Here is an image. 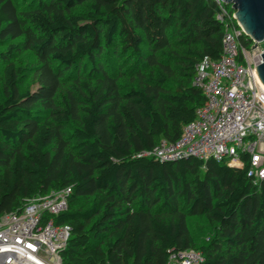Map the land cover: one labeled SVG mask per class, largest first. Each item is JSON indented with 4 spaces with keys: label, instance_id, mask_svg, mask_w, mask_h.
Here are the masks:
<instances>
[{
    "label": "trees",
    "instance_id": "16d2710c",
    "mask_svg": "<svg viewBox=\"0 0 264 264\" xmlns=\"http://www.w3.org/2000/svg\"><path fill=\"white\" fill-rule=\"evenodd\" d=\"M219 12L215 0H0V215L68 188L63 264H167L186 250L199 264H264V179L141 155L205 103L192 77L220 57ZM24 51L35 89L16 64Z\"/></svg>",
    "mask_w": 264,
    "mask_h": 264
},
{
    "label": "built area",
    "instance_id": "2783aa9c",
    "mask_svg": "<svg viewBox=\"0 0 264 264\" xmlns=\"http://www.w3.org/2000/svg\"><path fill=\"white\" fill-rule=\"evenodd\" d=\"M225 32L217 60L205 57L194 68L192 85L205 103L195 118L182 127L178 139H161L151 151L141 153L161 161L195 157L214 158L236 169L247 167V176L264 179V85L256 67L264 47L246 49V35L231 4L215 0ZM227 7H225V5ZM69 189L25 199L13 212L0 215V264H63L61 252L70 237L68 224L56 217L67 209ZM203 255L186 250L171 254L167 264H199Z\"/></svg>",
    "mask_w": 264,
    "mask_h": 264
},
{
    "label": "water",
    "instance_id": "95a60500",
    "mask_svg": "<svg viewBox=\"0 0 264 264\" xmlns=\"http://www.w3.org/2000/svg\"><path fill=\"white\" fill-rule=\"evenodd\" d=\"M225 4H231L235 10V16L245 34L253 41L251 47L255 50L264 40V0H222ZM262 62L256 70L259 79L264 85V52L260 54Z\"/></svg>",
    "mask_w": 264,
    "mask_h": 264
},
{
    "label": "rangeland",
    "instance_id": "374dc122",
    "mask_svg": "<svg viewBox=\"0 0 264 264\" xmlns=\"http://www.w3.org/2000/svg\"><path fill=\"white\" fill-rule=\"evenodd\" d=\"M21 3H24L26 0H20ZM259 47H264V40L259 43ZM5 51V47H0V52ZM34 63V55L30 51H24L16 58V64L18 67L23 69V73L28 74V78L25 81V87L29 89L36 88V82L32 79L31 72H29V68ZM2 67V63L0 62V68ZM190 227L194 237L196 238L197 243H202L203 241H208L211 230L205 220L191 219Z\"/></svg>",
    "mask_w": 264,
    "mask_h": 264
}]
</instances>
